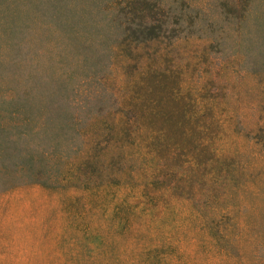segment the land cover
<instances>
[{
	"label": "rangeland",
	"instance_id": "rangeland-1",
	"mask_svg": "<svg viewBox=\"0 0 264 264\" xmlns=\"http://www.w3.org/2000/svg\"><path fill=\"white\" fill-rule=\"evenodd\" d=\"M140 19L160 30L143 40L144 53L158 54L155 62L179 75L184 106L215 114L212 140L238 165L228 175L238 189L222 205L230 214L240 210L228 218L246 239L223 255L194 221V243L188 230L180 251L150 255L149 264H264V158H257L264 157V132L256 131L264 124V0H0V264H142L122 242L112 249L89 242L91 260L81 263L67 257L76 217L65 190L25 186L37 180L26 169L13 175V163L65 169L58 156L78 157L86 142H97L103 115L134 107L125 76L136 66L129 46L142 40L125 32ZM175 106L171 100L165 108ZM94 151L102 160L85 171L111 174L109 153L101 145ZM246 180L260 186L258 194L241 197ZM110 196L106 212L100 200L91 211L102 226ZM170 226L162 222L161 229Z\"/></svg>",
	"mask_w": 264,
	"mask_h": 264
},
{
	"label": "trees",
	"instance_id": "trees-1",
	"mask_svg": "<svg viewBox=\"0 0 264 264\" xmlns=\"http://www.w3.org/2000/svg\"><path fill=\"white\" fill-rule=\"evenodd\" d=\"M138 22L137 28H127L125 32L126 39L142 40L129 46L137 55L136 66L132 74L124 75L134 107L103 115L98 123L101 128H98L97 142H86L83 150L76 149L82 153L78 157L69 158L66 153L58 156L65 162V169L59 171L51 167L45 172L42 167L35 169L32 165L13 163L15 167L18 165L13 175L26 169L34 173L29 177L37 180L25 186L65 190L63 194L70 199L69 216L76 217L75 221L70 220L72 232L66 238L67 257L75 262L91 260V255H85L86 251H91L89 242L111 249L122 242L126 251L138 255L142 264H149L150 255L180 251L182 237L188 230L192 232L190 238L194 243V221L200 223L201 233L214 240L223 255H229L231 249L246 240L241 224L235 225L234 220L228 218L236 216L240 210L234 208V213L230 214L222 205L231 202L238 189L237 185H230L228 178L229 171H236L238 165L230 162L225 150L212 140L215 129L211 124L215 114L205 110L194 114V108H186L179 92L182 87L179 75L174 76L155 62V58L160 57L158 54L151 58L144 53L147 48L143 40L160 30L143 26L146 22L142 19ZM170 77L173 79L164 84ZM170 83L174 87L168 93L166 87L172 85ZM171 100L176 106L165 108ZM108 117H113L114 126H107ZM256 125L258 133L264 132L263 122ZM100 145L111 157L109 165L113 166V172L105 175L103 168H96L88 174L85 170L102 160L94 151ZM257 158L264 157L259 153ZM30 159L28 162H32ZM250 168L247 165L245 171L249 172ZM260 189L258 184L246 180L240 186L241 197L247 193L258 194ZM110 193L114 203L112 213L102 226L94 222L91 211L100 200L101 209L106 212L104 201ZM177 206L183 207L184 213L175 211ZM162 222L171 226L162 230ZM152 235L158 240L147 243ZM97 236L98 241L92 242Z\"/></svg>",
	"mask_w": 264,
	"mask_h": 264
}]
</instances>
